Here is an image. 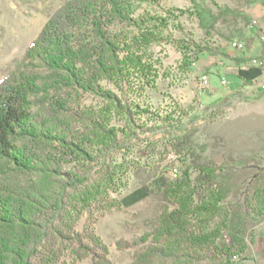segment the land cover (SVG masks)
Listing matches in <instances>:
<instances>
[{"label": "trees", "instance_id": "trees-1", "mask_svg": "<svg viewBox=\"0 0 264 264\" xmlns=\"http://www.w3.org/2000/svg\"><path fill=\"white\" fill-rule=\"evenodd\" d=\"M161 3L64 0L0 79V264H113L97 223L110 209L132 207L151 195L161 196L163 204L150 229L114 243L119 252L137 249L131 264L248 259L245 223L264 217V184L246 194L240 214L233 213L229 191L216 188L217 176L230 166H187L172 180L157 178L119 200L105 199L125 189L127 175L114 154L141 135L170 134L188 115L176 102L155 112L147 100L159 80L169 79L151 49L169 33L185 35L179 22L185 12L150 9ZM196 8L205 35L219 15L230 12L213 16ZM180 42L182 76L202 54L218 58L205 70L218 78L224 61H232L240 88L264 75L250 64L253 58L229 55L204 40ZM88 98L94 104L87 105Z\"/></svg>", "mask_w": 264, "mask_h": 264}, {"label": "rangeland", "instance_id": "rangeland-1", "mask_svg": "<svg viewBox=\"0 0 264 264\" xmlns=\"http://www.w3.org/2000/svg\"><path fill=\"white\" fill-rule=\"evenodd\" d=\"M63 2L0 0V79L14 69L26 47ZM252 6L250 0H162L161 7L150 8L157 12L169 8L175 14L176 10H183L185 14L179 22L185 35L169 33L162 44L151 49L161 75L169 79L159 80L158 89L149 92L147 100L155 112L163 113L176 102L188 115L182 119L180 128L170 134L141 135L114 154L113 159L127 175L126 184L119 195L105 196L106 201L119 200L157 178L172 180L187 166L222 164L230 169L217 176L216 188L229 191L227 202L234 204L233 213L240 214L246 194L264 184V97H259L258 91L264 85V75L251 86L240 88L234 69L223 68L218 73L229 82L225 86L221 78L205 73L208 66L218 61L207 54L199 57L186 76L178 74L180 49L184 45L180 40L187 37L225 47L234 56H240L242 52L234 50L231 44L246 37L248 26L255 21L248 13ZM196 7L209 10L213 16L225 9L230 12L219 15L214 29L205 35L194 16ZM205 74L209 77L208 85L200 88L199 78ZM85 102L94 104L89 98ZM162 204L161 196L151 195L132 207L110 209L99 220L96 232L110 246L113 264H131L137 249L119 252L114 247L115 241L131 240L148 231ZM243 240L248 246L245 254L248 259L239 264H264V217L256 221L247 219Z\"/></svg>", "mask_w": 264, "mask_h": 264}, {"label": "crops", "instance_id": "crops-1", "mask_svg": "<svg viewBox=\"0 0 264 264\" xmlns=\"http://www.w3.org/2000/svg\"><path fill=\"white\" fill-rule=\"evenodd\" d=\"M250 1L253 2V6L249 9L248 13L252 18V20H255L256 23L253 26L252 24H250V26H248V32H246L245 34L246 37L244 36L241 40H239V42L243 43L244 49L243 51H241L242 53L240 56L238 55V57L240 58L256 57V58L264 59V41L260 40L259 39L260 37L257 36L259 33L264 35V0H250ZM255 36H257V39ZM227 52L229 55H233L229 50H227ZM197 62H199V60ZM224 63L226 65L225 66L226 69H234V73H235L234 63L232 61H224Z\"/></svg>", "mask_w": 264, "mask_h": 264}, {"label": "built area", "instance_id": "built-area-1", "mask_svg": "<svg viewBox=\"0 0 264 264\" xmlns=\"http://www.w3.org/2000/svg\"><path fill=\"white\" fill-rule=\"evenodd\" d=\"M255 25V21L252 22V26ZM260 40L264 41V35L260 34ZM231 47L236 50V51H242L243 48H244V45L242 42H239V41H235V42H232L231 44ZM250 64H253V65H258L260 67H262L264 69V59L263 58H253L251 61H250ZM208 82H209V77L208 75H202L200 76L199 78V83H198V86L200 88H203V87H206L208 85ZM221 82L224 83V84H227V80L225 78H221ZM262 89H264V85L261 86ZM174 172L176 173V170H174ZM225 240H226V237H225Z\"/></svg>", "mask_w": 264, "mask_h": 264}]
</instances>
